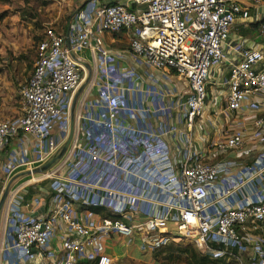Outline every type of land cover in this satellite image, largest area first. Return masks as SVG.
Wrapping results in <instances>:
<instances>
[{
    "label": "built area",
    "instance_id": "built-area-1",
    "mask_svg": "<svg viewBox=\"0 0 264 264\" xmlns=\"http://www.w3.org/2000/svg\"><path fill=\"white\" fill-rule=\"evenodd\" d=\"M237 15H249L240 0H119L78 8L67 34L49 26L37 42L32 72L18 90L21 111L14 117L0 118V148L19 132H24L42 146L39 161L60 149V143L45 129L51 120L68 110L67 100L80 84L81 64L73 51L91 46L93 52L106 61L111 50L99 37L103 31H125L131 52L143 56L152 67L173 70L187 82L185 115L188 122H192L203 113L212 67L228 60L225 46ZM260 30L264 32V21ZM237 49L236 57L228 60L225 107L231 113L241 110L244 104L253 109L254 112L245 115L253 130L249 136L239 130L232 131L214 142L218 151L241 148L248 137L258 134L264 126V48L246 45ZM104 100L105 113L97 121L96 135L86 143H82L81 134L80 137L75 135L71 152L65 155L63 163L45 171L46 177L57 179L53 185L56 204L47 213L14 221L8 247L30 257V248H37L46 257L40 264H79L82 258H96V264H109L110 256L103 251L104 242L113 233L132 236L139 230L143 241L154 247L170 238L164 234V228L173 220L176 233L192 238L198 247L213 249L210 243L215 242L223 245L218 249L220 253H229L227 248L232 246L244 249L243 232L249 224L264 220V189L256 200L230 204L224 198L242 179L230 175L229 162L202 158L193 161L188 151L179 168L172 164L166 169L160 167V160L165 161L168 155L155 157L153 147L157 133L119 123L121 108L117 96L106 90ZM69 159H75L72 167L70 161L66 164ZM141 160L153 164L157 173L155 178L145 174V182L157 187L163 199H168L162 200L165 208L161 211L140 208V201L147 197L143 193L117 190L111 186L112 181L104 184L105 175L137 173L135 169ZM93 164H99L94 172L96 180L79 181L78 173L87 174ZM62 165L66 170L59 176ZM262 167L263 162L255 159L240 166L239 173L260 174ZM218 179L223 181V186L227 185L215 198L210 191ZM76 181L82 185L81 194L97 182L104 184L109 197L116 191L119 201L109 204L115 215L102 217L96 223L80 220L69 200L73 198L71 187H66ZM219 198L221 201L217 202ZM174 208L177 209L175 216ZM120 216L130 217V220L124 221ZM58 219L66 227L60 252L44 248ZM262 251L264 253V248ZM252 264H264V258Z\"/></svg>",
    "mask_w": 264,
    "mask_h": 264
},
{
    "label": "crops",
    "instance_id": "crops-1",
    "mask_svg": "<svg viewBox=\"0 0 264 264\" xmlns=\"http://www.w3.org/2000/svg\"><path fill=\"white\" fill-rule=\"evenodd\" d=\"M110 1L119 0H66L67 4L72 5L70 18L68 17L69 19L64 23L60 22L58 20L60 12H58L57 16L49 20L55 30L67 34L74 12L78 8L94 7L99 3ZM240 2L248 8L249 15H237L232 23L225 46L228 60L236 57L239 47L247 45L264 48V32L260 30V25L264 21V0L258 2L240 0ZM2 6H7V2H3ZM99 37L103 45L111 50L106 61H102L100 56L93 52L91 46L73 51L74 57L81 64L80 84L67 100L68 110L64 106L66 110L62 115L51 120L45 129L61 146L69 134L73 118V134L64 154L46 170L63 163L65 155L71 152L70 145L75 135L79 137L80 134L82 135V143H86L93 138L91 136L96 135L97 121L105 113L104 92L109 90L117 96L120 104L119 123L157 133L153 153L156 158L168 155L165 161L160 160V167L166 169L172 164L179 168L188 151L193 161L196 158L207 161L225 160L230 163V175L235 179L238 176L242 179L241 184L224 198L225 201L235 204L239 201L258 199L264 189V167L261 168L260 174L252 175L250 172L240 174L239 167L250 164L255 159L261 160L264 164V126L258 134L248 137L241 148L218 151L214 145V142L224 139L232 131L239 130L249 136L253 130L251 121L245 118L246 114L254 112L253 109L244 104L241 110L231 113L225 107L228 60L212 67L206 85L207 97L203 113L189 123L184 105L188 94L185 80L171 69L148 65L143 56L131 52L125 31H103ZM93 43L92 39L91 45ZM42 152V146L36 139L24 132H19L0 148V196L8 185L7 195L0 210V264H40L41 260L46 259L43 256L34 259L33 256L30 257L8 247L14 221L47 213L56 204V190L53 185L57 179L46 177V170L27 172L49 158L39 161ZM69 161L70 159L66 164ZM74 161L75 159L69 162L71 167ZM98 166L99 164H93L87 174L79 172L77 179L94 182L96 180L94 172ZM65 170V165H62L59 176L63 175ZM135 170L137 173L117 172V175L112 177L105 175L104 184H111L112 181L111 186L117 190L130 189L145 194L147 197L140 201V208L151 207L152 211L157 212L164 209L162 200L168 199L166 197L163 199L164 195L157 190V187L149 186L143 179L145 174L155 178L157 173L154 165L141 160ZM104 184L97 182L96 186H91L81 194L82 185L77 181L68 183L66 187L70 186L73 193V198L68 199L80 220L96 223L102 217L115 215L109 204L118 202L119 195L115 191L116 194L112 197L107 196L103 189ZM222 184L224 183L220 179L213 183L210 191L212 197L217 198L223 192L227 184L224 186ZM97 206L101 208L100 211L93 209ZM172 214L175 216L177 209H172ZM121 218L127 222L130 220V217ZM131 218H134V215ZM135 218H139L138 215ZM175 227L176 222L169 220L164 228V234L170 238L160 241L154 247L143 241L139 230H136L132 236L113 233L105 240L103 251L110 256L109 264H188L184 252L176 250L178 256L165 255L164 249L167 248L172 252L176 244H179V239L175 236L177 234ZM65 233V224L58 219L54 233L44 248H53L60 252V242ZM183 239L192 242L199 251L207 252L213 257L227 254V257L231 258V252L220 253L219 247L212 245L214 242L210 243L213 249H209L198 247L190 237L183 236ZM155 251L158 252L154 254ZM240 257L236 256L242 263ZM96 262V258L79 259V264H96Z\"/></svg>",
    "mask_w": 264,
    "mask_h": 264
},
{
    "label": "rangeland",
    "instance_id": "rangeland-1",
    "mask_svg": "<svg viewBox=\"0 0 264 264\" xmlns=\"http://www.w3.org/2000/svg\"><path fill=\"white\" fill-rule=\"evenodd\" d=\"M3 2L0 0V118H10L21 111L18 90L29 75L37 40L47 27H53L49 19L58 12L60 22L68 20L72 5L66 0H7L3 7ZM243 233L246 247L237 248L242 263L236 257L228 260L260 263L264 258V220L249 224Z\"/></svg>",
    "mask_w": 264,
    "mask_h": 264
},
{
    "label": "trees",
    "instance_id": "trees-1",
    "mask_svg": "<svg viewBox=\"0 0 264 264\" xmlns=\"http://www.w3.org/2000/svg\"><path fill=\"white\" fill-rule=\"evenodd\" d=\"M4 1V0H3ZM7 1V0H5ZM42 37V36H41ZM41 37L37 40V42L41 39ZM32 68H33V61H32V65L30 64V72L29 75L32 72ZM28 75V77H29ZM93 209H95L96 211H100L101 208L100 207H93ZM176 237H178L179 244H176L177 246H175V248L172 250V252L169 251V249H164L165 250V255L167 257L170 256H178L176 253V250H178V252H184L186 255V261L188 264H231L234 262H230L228 259V255L224 254L218 257H213L211 254L207 253V252H201L199 251L192 242L190 241H185L183 239V236L181 235H175ZM171 245V243H169V246ZM213 246L215 247H219V248H223V245L221 243H212ZM227 251L231 252V257L235 258L236 256H238V250L237 247H228ZM155 251L154 254H156ZM235 264V263H234Z\"/></svg>",
    "mask_w": 264,
    "mask_h": 264
},
{
    "label": "water",
    "instance_id": "water-1",
    "mask_svg": "<svg viewBox=\"0 0 264 264\" xmlns=\"http://www.w3.org/2000/svg\"><path fill=\"white\" fill-rule=\"evenodd\" d=\"M67 33H68V31H67ZM72 134H73V118L71 119V128H70L69 134H68L67 138L65 139V141L63 142V144L60 146V149L55 154H53L51 157H49L47 160L43 161L42 163H40L36 167H34L30 170H27V172H36V171L40 172V171H44L48 167H50L57 159H59L64 154V152L66 151L68 144L71 140ZM7 191H8V185L4 188V190L0 196V210L4 204V201H5V198L7 195ZM29 251L32 254L34 259H38V257L39 258L42 257V254L35 247H31Z\"/></svg>",
    "mask_w": 264,
    "mask_h": 264
}]
</instances>
